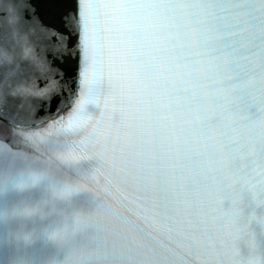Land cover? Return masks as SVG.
Returning <instances> with one entry per match:
<instances>
[{
    "label": "snow or ice",
    "instance_id": "1",
    "mask_svg": "<svg viewBox=\"0 0 264 264\" xmlns=\"http://www.w3.org/2000/svg\"><path fill=\"white\" fill-rule=\"evenodd\" d=\"M3 7L47 55L36 87L30 44L0 36V133L71 134L61 158L97 164L58 191L99 198L54 233L63 264H264V0Z\"/></svg>",
    "mask_w": 264,
    "mask_h": 264
}]
</instances>
